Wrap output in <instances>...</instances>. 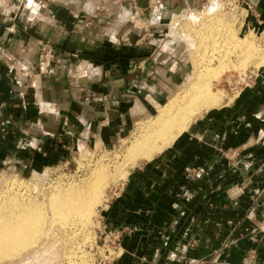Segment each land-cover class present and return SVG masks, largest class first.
Wrapping results in <instances>:
<instances>
[{"label": "crops", "instance_id": "obj_1", "mask_svg": "<svg viewBox=\"0 0 264 264\" xmlns=\"http://www.w3.org/2000/svg\"><path fill=\"white\" fill-rule=\"evenodd\" d=\"M179 1L0 0V169H35L86 135L118 141L127 119L172 97L184 69L134 34ZM245 4L264 29V0ZM40 41L51 65L37 61ZM252 79L130 173L108 208L113 264H264V68Z\"/></svg>", "mask_w": 264, "mask_h": 264}, {"label": "rangeland", "instance_id": "obj_2", "mask_svg": "<svg viewBox=\"0 0 264 264\" xmlns=\"http://www.w3.org/2000/svg\"><path fill=\"white\" fill-rule=\"evenodd\" d=\"M2 3H4V0H2ZM245 3L246 0H191L189 9L183 13V16H185L190 12L189 16L187 18H179V16L177 17L176 15L172 25V34L176 36L179 34L182 40L186 42L187 46L185 44L179 47L175 46V48H178L175 50V53L180 55L184 53L182 54L185 60L184 65L186 66L184 71L185 73L187 72V75H184L182 85L179 84L172 97L167 101L157 103L151 110L142 112L140 117L127 119L126 124L121 125L120 140H114L106 145H103L99 141L94 145L88 144V146H85L81 144L82 146H79V150L78 148H63L64 151H61L60 154L57 153L56 157L46 158L42 162V165L40 167H35V169H23L20 166H12L7 169L6 165L0 169V202L3 203L5 201L4 205H6L10 200L17 199L18 202L22 200L23 202L21 201L20 203L26 205L37 206L36 204H38L39 208L43 205L44 207H42L43 209L41 208L40 211L41 214L45 211L41 215L42 222H44L42 223V227H45H41V230L43 229L44 231H42L45 233L49 231L47 234L41 232L42 235L36 238L34 245L25 250L18 251V253H15L16 255L0 256V264H73V262L74 264H80L83 259V262L86 263L87 261V264H113L116 261L118 257V244L121 238L120 234H118V229L110 228L107 223L108 208L111 203L114 202L117 195H119L130 173L138 167H142L148 163L146 160H140L135 164H131L125 160L126 153L124 152H127V148L132 144V141H134L133 138H136L135 136L141 132H137V130H142L148 123L150 124L158 115V110L164 107L171 98L181 93L183 87L185 88L186 85L188 87L191 80L193 81L196 79L195 77L194 79L191 78L190 82H188L190 77L196 76L197 74L199 75V73L196 72V68L199 72L201 70V75L199 76H201L204 83L206 82V85L208 80H212L210 81L211 85H209V82V86H207L210 91L212 93L221 92V96L224 97H222V101L219 104L220 106L207 111L203 110L201 112L202 114H198L199 116L195 115L196 118L193 117L195 120H191L192 122L187 126V130L190 125L193 124V121H196L205 113L217 110L223 104H230L233 102L238 92H240V89L249 86L253 80L254 74L264 68V63H262L264 61L261 62V59L264 60V29L251 28L248 26L247 22H249L251 17L246 12L247 6ZM175 25L177 26L174 28ZM169 27H167V34H169ZM244 38H249V41L247 40L248 45H245L246 40ZM214 40L216 41L215 43ZM210 41L213 44L210 43ZM204 42L205 47L203 46ZM249 42L251 44H249ZM176 44L178 45L180 43ZM213 48L214 50L216 48L217 51L215 52ZM219 51L225 52L226 55ZM219 56H223V58L221 59ZM232 62H234V64ZM243 63L244 66L242 65ZM193 71H195L194 74ZM215 72H217L216 77H213L215 76L213 75ZM209 74L210 77L208 76ZM203 76L205 79H203ZM212 87H214V89ZM187 130H185L173 144L179 140ZM172 145L156 154L151 160L164 154ZM99 165L106 166L108 169H106V171H108L107 173L109 174H107V177L109 176V178L106 177L104 181H102L103 185L101 184V187L103 190H95L97 195L100 194L98 199H101L100 201L97 200L98 203L91 208L93 212L90 211L88 218L86 217L89 220L86 219L85 223L81 221V219L75 218L76 216L73 217L74 219L72 218L73 220H69L71 217L67 220V217L63 216L64 218H60L61 222L58 219L59 217H57L58 220L56 219L57 222L56 220L53 221L52 218H50L53 216L51 215L52 211L49 209L50 206L48 207V200L46 201V199L51 196V192L53 194L55 191L56 193L57 191H66L68 188H78L79 186L81 187V185V188L89 186L91 184L90 176L95 174L94 172L97 171L96 168L99 167ZM123 168L124 177L120 179L116 178L117 174L121 172ZM197 175L198 172L196 170L195 178H197ZM87 181L90 184L86 185ZM7 197L13 198L7 200L5 199ZM14 197L17 198L15 199ZM20 197L22 199L19 201L18 199ZM31 202H33V204ZM44 215H46L48 221ZM53 218L56 217L53 216ZM61 219H66L67 224L65 225V222L62 223L64 220L62 221ZM49 221L52 222L48 224ZM59 222L63 225L59 224ZM47 226L53 228L48 229Z\"/></svg>", "mask_w": 264, "mask_h": 264}, {"label": "bare ground", "instance_id": "obj_3", "mask_svg": "<svg viewBox=\"0 0 264 264\" xmlns=\"http://www.w3.org/2000/svg\"><path fill=\"white\" fill-rule=\"evenodd\" d=\"M199 30H200V27H199ZM204 30H205V27H204ZM215 31H217V30H215ZM205 32H206V30H205ZM222 33H223V31H222ZM200 34H201V32H200ZM197 35H198V33H197ZM248 39L249 38L245 39L246 40L245 45H248L247 44V42L249 41ZM205 40H206V38H205ZM215 40H214V43L216 42ZM210 43H212V42L210 41ZM249 44H251V43L249 42ZM191 45H193V44H191ZM204 45H205V42H204L203 46ZM210 47H209V49H210ZM213 50H214V48H213ZM214 51L215 52L217 51L216 48ZM219 52H222V51H219ZM225 52H226V50H225ZM225 52H222V54L226 55ZM205 53H206V51H205ZM223 56H219V57H221V59H222ZM257 58L260 59L259 57H257ZM262 61H264V60L261 59V62ZM248 62H250V61H248ZM256 62H257V59H256ZM222 63H220V64H222ZM232 63L234 64V62H232ZM262 63H264V62H262ZM196 64H197V61H196ZM222 65H224V64H222ZM242 65L244 66V63ZM220 67L224 68L222 66H220ZM243 69H244V67H243ZM194 72L195 71H193V74H194ZM196 72L199 73V75H201L200 74L201 70L199 72V71H197V68H196ZM216 74H217V72L213 73V75H215L213 77H216ZM199 75L197 74L196 76L190 77L188 82H190L191 78L194 79V77H195L196 79H194L193 81L191 80V83H189L188 87H187V85L185 88L183 87V90L181 91V93L178 94L179 96L176 95V97L171 98V100L158 111V115L156 116V118L152 122H150V124L149 123H148V125L146 124L147 126H145L142 130H137V132L138 131H141V132L138 133L137 136H135L136 138H133L134 141H132V144L127 148L128 149L127 152H124V153H126V156H125L126 159L125 160H127V162H130L131 164H135L136 162H138L140 160H146V161L151 160L156 154L162 152L164 149H167L170 145H172L173 142L185 130H187V126L189 125V123L192 122L191 120L196 118L195 115L199 116L198 114H200L203 110L207 111V110L214 109V108L220 106L219 104L222 101V97H224V96H221L222 95L221 92H217V90H216L217 93H214V92L212 93L210 91V89L207 87V86L211 85L210 81H212V80H208L207 82L208 83L210 82V84L208 85V83H207V85H206V82L204 83L201 76H199ZM208 76L210 77V74ZM206 78H208V77H206ZM203 79H205V77ZM213 79H215V78H213ZM212 88L214 89V87H212ZM218 91H220V90H218ZM125 163H126V161H125ZM96 169H97V171L94 172L95 174H92L90 176L91 184L88 183V181H87L86 185L90 184L89 186H85V184L83 183L85 186L83 188H81L82 187V185H81V187L79 186L78 188H68V189H66V191H64V190L63 191H57V193L55 191L53 194L51 192V196H50L51 198L49 197L50 199L48 198V199H46V201L48 200V207L50 206L49 209H51V211H52V212L50 211L52 213L51 215L56 217V218H53V216L50 217V218H52L53 221H55L57 219V217H59L58 219L60 221V218L63 216L67 217L66 218L67 220L69 217H71V218H69V220H70L76 216L75 218H77V219L79 218L83 222L86 221V219L88 218V215L91 211V208L96 203H98L97 200L100 201V199H101L100 197H99L100 199H98V196L100 194L97 195L95 193L96 192L95 190H99V191L103 190L101 187V184H102V181H104V178H106L107 174H108L107 173L108 171H106V169H107L106 166L104 167V166L99 165V167H97ZM123 171H124V168L121 169V172H119L118 174L116 173L117 174V176L115 174L116 178H119V179L123 178L124 177ZM126 175H127V173H126ZM107 178H109V176ZM87 180H89V179H87ZM57 188H59V187H57ZM10 198H13V197H10ZM10 198L7 197L5 199L8 200ZM14 198L16 199L17 197H14ZM21 199L22 198L20 197L18 200L20 201ZM4 202L3 203L0 202V256H2V255L11 256L15 253H18V251H20V250H25V249L31 247L32 245H34L36 238H38L39 235L41 236L42 233L43 234L45 233V232H43L44 231L43 229H42L43 231L41 230L42 223H44V222H42L43 220H42L41 215L45 211L44 212L42 211L43 213L41 214L40 210L42 207H44L43 205H42V207L39 208L38 204H36L37 206L26 205V204L18 202L17 199L16 200H10V202L6 205H4L5 204ZM27 203H29V202H27ZM31 203L33 204V202H31ZM100 204H101V202H100ZM97 206H98V204H97ZM91 212H93V211H91ZM49 216H50V214H49ZM44 217H46V215H44ZM66 219L65 220L61 219L62 221L64 220L62 223L65 222V225L67 224ZM46 220H47V217H46ZM57 220H56V222H57ZM87 220H89V219H87ZM51 222L49 221L48 224H50ZM60 222H59V224H62ZM53 224H52V226H53ZM56 224H58V223H56ZM58 226H60V225H58ZM43 227H45V226H43ZM52 228L48 227V229H52ZM47 232H49V231H47ZM47 232L45 234H47ZM12 257H14V256H12ZM83 260H82V263H80V264H87V261H86V263H84ZM85 260H86V258H85ZM73 264H74V262H73Z\"/></svg>", "mask_w": 264, "mask_h": 264}, {"label": "flooded vegetation", "instance_id": "obj_4", "mask_svg": "<svg viewBox=\"0 0 264 264\" xmlns=\"http://www.w3.org/2000/svg\"><path fill=\"white\" fill-rule=\"evenodd\" d=\"M187 3H188V1L187 2H183L182 0L179 1L178 3H174L173 8H171V13H170L171 17H170V19H168L164 23L161 22V17L158 14L159 8L157 6L151 7L150 8L151 10H149L148 13L149 14H153V15H157L158 14L154 18L155 21H157V23L155 24V23H152L151 21H149V22H143L142 21L135 28V34L134 35L136 37V40H137L138 37H139L138 39H140L142 36H145L146 39L148 38V40H146V42H149L151 39H152L151 42H153V43H156L155 41H157V40L162 41V44H160V46L153 44L152 47H154L156 49L159 48L162 51V52H160V50H159V53H164V54L171 55V57H173V60H174V63L173 62L171 63V67H173L174 69H176V68L178 69L179 66H180V68L185 69V67H186L184 65L185 60L183 59V55H182L184 53H182L181 55L180 54H176L175 50H177L178 48H175V46L179 47L180 45H184V44L187 46V44H186V42L184 40H182V38H181V36L179 34L177 36L172 34L173 26L171 24H172V20H173L175 14H177L179 16V18H185V17L187 18L189 16L190 12L188 14H186L185 16H183V13L185 12L184 11V9H185L184 6H186ZM177 10H179V11L176 12ZM148 13H146V11L143 10L142 17H145V15L146 14L148 15ZM176 26L177 25H175L174 28ZM167 27H169L168 28L169 34H167V32H166L167 31ZM176 43H180V44L177 45ZM52 47H53V57L49 61L48 65H51V63L54 61V58H55V49H54L53 45H52ZM38 53H39V44H38V50H37V57H38ZM177 59H178V61H177ZM182 65L184 67H181ZM178 72L180 74L181 71H178ZM186 73L183 70L182 76H181V80L177 83V86H176L175 89H177L179 84L182 85L183 77H184V75ZM147 106H149V104H147ZM148 110H150V109H148ZM95 143L96 142L94 141V139H92L91 135H86V136L80 138L79 141H76V142L72 143V145H69V148H75V149L78 148V150H79V146H82L81 144H84L85 146H88V144L94 145Z\"/></svg>", "mask_w": 264, "mask_h": 264}, {"label": "built area", "instance_id": "obj_5", "mask_svg": "<svg viewBox=\"0 0 264 264\" xmlns=\"http://www.w3.org/2000/svg\"><path fill=\"white\" fill-rule=\"evenodd\" d=\"M52 57H53V47L51 43L48 41H40L39 53L37 57L38 63L42 66L47 65Z\"/></svg>", "mask_w": 264, "mask_h": 264}]
</instances>
